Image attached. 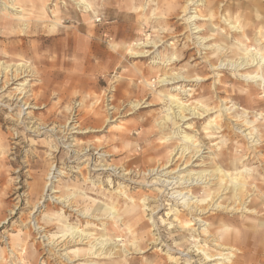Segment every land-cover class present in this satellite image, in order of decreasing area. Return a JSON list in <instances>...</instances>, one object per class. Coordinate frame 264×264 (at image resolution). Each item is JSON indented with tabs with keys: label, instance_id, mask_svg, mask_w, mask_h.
Returning <instances> with one entry per match:
<instances>
[{
	"label": "rangeland",
	"instance_id": "374dc122",
	"mask_svg": "<svg viewBox=\"0 0 264 264\" xmlns=\"http://www.w3.org/2000/svg\"><path fill=\"white\" fill-rule=\"evenodd\" d=\"M5 1L8 3L13 0H0V7L1 2L5 3ZM58 1L15 0L16 5H21L20 7L24 9L32 8V15L26 17L28 27L32 29L33 33L29 38L23 40V43L19 35L6 37L0 33V61L5 63L24 61L29 63L30 67L32 66L28 77L21 80L27 83L25 87L27 93L24 99L30 103V107L34 106L33 109L27 110L31 113L29 115L31 120L49 126L45 130L46 132L52 125H61L67 118L69 120L79 118L83 127L99 130L78 135L81 143H95L106 148L114 154L108 158L116 163L128 165L129 169L136 171L147 169L149 162L165 158L167 152V147L164 145L165 139L172 137L173 132L177 133V130H181L189 133L197 141L204 140L207 147L215 151L218 163L222 166L219 152L216 151L217 148H220L226 157V166L220 167V169L230 179H233L235 177L234 160L240 158L244 153L246 154V151L243 152L245 142L238 134L239 130L233 127L232 133L223 135L226 136L225 142L215 146L214 144L220 143L221 140L211 138L206 140L208 133L205 130L207 128L205 123L216 114L209 117L202 115L199 117L200 119L197 117L191 119L192 117L188 116L187 118L190 120L186 123L190 124L189 129H184L186 124L178 120L171 122L166 118L167 98L162 94L173 86H160L155 78L163 73L190 78H205L204 81L198 83H178L176 86L181 85L183 88L174 94H177L179 99L187 105H194L197 100H201L209 108L219 106L218 98H230L229 106H232V117L235 120L244 115L241 111L243 106L246 111L253 113L250 117L263 130L264 88L258 90V94L251 97V100L247 99L239 92L243 88L248 90L254 86L242 83L240 74L234 71H228V69L213 71L209 64L215 61L214 55L210 57L213 48L209 47L210 49L206 50V48L197 46L194 38L208 36V39H211L216 37L221 34L223 28L225 30L228 28L223 21L224 18H240L241 22L246 25L245 29L249 32L250 38L244 41V37L229 35V45L237 48L247 45L248 51L252 53L258 51L264 54V43L260 46V42H255L252 39L256 34L255 29L258 22L261 17H264V15H258L259 10L264 11V0H202L207 1L204 5L205 8L202 7L203 5L199 6L201 0H85L91 7L90 13L86 14H83V10L74 5L73 0H60V2H64V5ZM189 1L191 2L190 8L187 5ZM45 3L50 4L47 9L43 6ZM54 6H57L61 11L58 17H60L63 26L58 29L59 32H55L58 35L55 38V33L50 35L44 31L43 34L40 32L44 30V26H39L37 29L34 27L36 26L34 23L36 17H44L47 26L51 25L49 12L54 9ZM195 9H198L206 18L210 17L211 19L196 22V26L204 28L202 33L192 35L193 31L191 30V32L190 27L188 28L187 19L196 12ZM5 12L1 11L0 14H5ZM1 15L0 28L7 24ZM34 29L39 30V33L37 34ZM212 29L215 30V35L211 31ZM241 31L239 33H237L238 30L229 32L241 35ZM58 33L65 34L60 36L61 34ZM215 41L216 39L211 40L206 45H212ZM128 46H133L135 51L142 52V57L131 56L126 51ZM117 50L118 53H115ZM35 51L37 56L33 54ZM173 53L177 56V61L169 63L168 60ZM207 54H209L208 57ZM212 58L214 59L212 60ZM237 58H241V55L233 57L232 61ZM222 60L228 59L222 58ZM31 75L32 77H30ZM143 79L150 81L151 87H146ZM218 79L225 81L223 88L216 84L213 87L212 83ZM10 88L8 90L11 93L6 91L5 95L10 93L11 97H14L16 94ZM142 99L152 105L146 107L147 104H144L138 110H133L131 104ZM95 100L98 101L97 108L104 114L99 117L98 122L93 116H90L89 110V104ZM111 100L113 104L109 106ZM113 106V110H108ZM22 110L23 113L26 112L24 107ZM255 110L263 111L260 118L252 117ZM114 112V115H109ZM106 115L109 117L108 121L104 119ZM16 119L15 110L0 107V257L5 258V261H0V264H59L62 262V259L57 257L59 251L56 252L57 249L54 251L49 247L50 245H46L48 242L41 238L43 235H39L36 229H33V222L38 223L37 225L41 226V229H45L43 233H46L49 238L53 235L58 238V233L63 230V227L56 223L55 219L58 216L65 217L70 225L77 226L80 230L97 233L103 238L107 235L105 229L98 225L99 222L84 219L76 212L74 214L66 208L62 209L61 205L50 200L48 196L43 200L42 195L44 196L46 193L51 195L52 191H57L52 193V196L59 195V192L72 191L79 195L77 200L81 208L87 205L92 206L90 199H95V204L108 203L107 196L110 190L103 179L94 178L93 172L86 166L87 161L69 163L72 157L67 159L70 158V155L66 154V149L62 147V144L59 145L56 136L53 137L48 132L41 134L44 132L43 130L38 133L27 132L24 130V126L15 123ZM216 122L219 123L220 120L216 119ZM178 126L179 129H176ZM212 135L215 138L221 136V134ZM230 138L235 140L231 141ZM236 141L239 144L234 145ZM115 145L118 146L116 150L114 149ZM240 146L242 147L240 148ZM203 151L206 152L207 149ZM156 152L161 153L160 156H156ZM252 152L255 153L256 159L251 160V156H246V158L244 156L240 163L251 170V177L248 180L256 182L264 188V144L256 150L253 149ZM97 156L96 152H93V158ZM209 156L207 153L202 154L203 158H200V161L204 160L202 164L197 159L196 162L203 167L199 169L208 170L209 161L212 159V156ZM182 163L183 161L178 162L171 168ZM64 164L71 166L70 169L64 167L67 172L65 177L49 180L51 177L49 175L48 180L45 179L51 165L52 170L56 168L55 170L58 171ZM195 164L197 163H193V165ZM52 170L50 174H52ZM78 170L83 171L81 172L83 176L76 173ZM84 178H90V181L86 180L88 182L84 183L82 182ZM44 184L46 187L42 193ZM74 184L79 187L74 188ZM126 185L130 186L125 190L126 193L135 198L144 194L154 195L156 192L144 185L134 183H126ZM47 189L50 191H46ZM40 198L41 202L43 201L41 207L33 209ZM222 201L229 203L227 198ZM165 204L167 206L162 207L163 203L160 205L154 219L156 218L158 227H164L160 229L162 230L163 243L170 244L171 236H177L178 231L174 230L170 233L163 231L175 216V211H171L174 206L169 209L170 203ZM153 205L155 204H151L150 207ZM122 207L124 206L122 205ZM64 211L65 213H63ZM204 217L210 218V222L215 217L227 220L235 219L242 222L245 230H252L254 225V217L248 213L230 214L210 211ZM87 221L90 222L88 225H86ZM142 222L148 228L151 225L148 224L146 218H143ZM108 223L112 224L111 221ZM221 224L216 226L220 227ZM224 224L227 225V223ZM96 225L97 228L103 230L97 231L94 227ZM15 234L24 238L25 251L22 250L25 247L23 242L13 238ZM114 235H119L122 239L125 236L120 232H115ZM147 238H150L149 234H147ZM185 239H188V236ZM175 242L182 244L183 247L188 245L187 241H182L179 236L175 238ZM207 247L211 248L210 245ZM155 248V246H148L144 254H131L127 258L120 257L114 260H127L122 264H150L154 262L164 264L166 257L157 252ZM106 262L108 261L100 263ZM72 264H84V261H75Z\"/></svg>",
	"mask_w": 264,
	"mask_h": 264
},
{
	"label": "bare ground",
	"instance_id": "6f19581e",
	"mask_svg": "<svg viewBox=\"0 0 264 264\" xmlns=\"http://www.w3.org/2000/svg\"><path fill=\"white\" fill-rule=\"evenodd\" d=\"M73 1L75 3L74 5L83 10V14L90 13V4L85 0ZM58 2L64 5L63 1L60 2L59 0ZM205 3H207V1L201 0L199 6L203 5L202 7L205 8ZM190 4L191 2L189 1L187 3L189 8ZM49 5L50 4L46 3L43 4L46 9ZM20 6L21 5H16L15 0L8 3L6 1L5 3L1 2L2 8L0 7V13L1 11L6 12L5 14L0 15L3 17L2 19L7 22V24L0 28V33L6 37L19 35L22 42L23 40L29 38L30 34L33 33L32 29L28 27L26 17L32 15V8L29 10ZM195 11L196 12L193 15L190 14L191 16L187 19L188 28L190 27V31H193L192 35H197L200 32L202 33V29L204 28L203 26H196V22L208 21L211 19L210 17H208V19L206 16L202 15L198 9H195ZM60 12L61 11L58 10V7L54 6V9L49 12L51 14L49 21L51 25L47 26L44 21V17H36L37 19L34 22L36 26L34 27L37 29L39 26H44V30L40 31L42 34L43 31L44 33L50 35L56 31L59 32L58 29L63 27L61 25L60 17H58ZM258 15H264V11L259 10ZM223 21L228 28L226 30L223 28L220 35L212 37L211 39H208V36L200 38L196 37L194 40L197 46H201L204 49L206 48V50L213 48V52L210 54V57L211 55H214L215 59L212 58V60L214 59L215 61H211L212 63H209L210 68L213 71H223L224 69L234 71L235 73L240 74L243 81L242 83L245 82L254 86V88L248 90L243 88L239 92L240 94L246 96L247 99L251 100V97L258 94V90L264 88V54L259 53L258 51L257 53L254 52L255 54L248 51L249 49L247 45H244L243 48H237L229 45V35L233 37H244L245 41L250 38L248 35L249 32L245 29L246 25L241 22L240 18H224ZM236 30H238L237 33L242 30L241 35L229 32ZM34 31L37 34L39 33V30L34 29ZM211 31L214 32L215 35V30L212 29ZM255 31L256 34L252 37V39L255 40V42H260L261 46L264 43V17H261ZM55 37H58L57 33H55L54 38ZM214 39H216L214 44L206 45L209 41ZM126 51H128L133 57H142L141 55L143 54L142 52L135 51L133 46H128ZM227 51H229V53H227ZM115 53H118V50L115 51ZM33 54L37 56L36 51ZM208 55L209 54H207V57ZM238 55H241V58H237L232 61L233 57ZM222 58H227L228 60H222ZM176 61L177 56L173 53L170 55L168 62L174 63ZM38 62L41 64L39 60ZM28 64L29 63L24 61H18L16 63H5L4 61H0V107L8 110H15L17 115L15 123L19 126H24L25 131L38 133L43 130L44 132L41 134L48 132L53 137L56 136V140L59 145L62 144V147L66 149V154L70 155V158L67 159H71L72 157V160H70L69 163L75 164L76 162L82 163L87 161L86 166L91 172H93L94 178L97 180L103 179V182L108 184L107 186L110 190L107 196L108 203L95 204V199H90L93 205H87L81 208L80 204H78L79 201L77 200L79 195H76L72 191H68L67 193L59 192V195L54 196H52V193H56L57 191H52L50 193L51 195H47V193L44 196L42 195L43 200L46 196H48L50 200L56 201L57 204L61 205L62 209L66 208L68 211L73 213L76 212L78 216L84 219L99 222L98 225L105 229L104 231H106L107 235V237L103 238L102 236H98L97 233L80 230L77 226L70 225L65 217L58 216V218L55 219L56 223L61 225L63 230L58 233V238H55V235L49 238L46 233H43L45 229H41V226L37 225L38 223L33 222V229H36L39 235H43L41 238L48 242L46 245H50L49 247H51L54 251L57 249L56 252L59 251L57 257L62 259V262L59 264H65V262L66 264H72L75 263V261H84V264H122L127 262V260L122 259V261H115L114 259H118L120 257L127 258L131 254H144L147 251L145 249L148 246H155V250L166 257L164 264H264V188L256 184V182L249 181V177H251V170L240 163L244 156L245 158L246 156H251V160L256 159L257 157L255 153L252 152L253 149L256 150V148L262 147L264 144V128L261 130L256 124V121L252 120L250 117V115H253L252 112L246 111L241 105V111L244 115L242 118L235 120L232 117V106H229L231 103L230 98H218L217 102L219 106L216 108H209L204 105L201 100H197L194 105H187L179 99L177 94H174V92H179L183 88L181 85H176L184 82L198 83L204 81L205 78H190L177 74L169 75V73H163L157 76L155 79H157V83H159L160 86H173L168 88L167 91L162 94L167 98V119L171 122L173 120L183 122L186 124L184 129H189L188 127L191 126L186 123V121L190 120L187 118L188 116H191V119H193L194 117L199 118L202 115L209 117L210 115L216 114L215 117H210L209 121L205 123L207 127L205 130H207L208 133L206 140L210 138L214 140L219 139L221 140L220 143H216L214 145L223 144L226 137L223 135L225 133L229 134L233 131V127H235L239 130L238 134L241 135L240 137H242L245 142V145L243 146L244 150H242L243 152L246 151V154L244 153L240 158L234 160L235 169L233 171L235 172V177L230 179L220 169V167L226 166V157H224L225 153H223L220 148H217L216 151L218 150L219 152V157L223 164L222 166L218 163L215 151L207 147L204 140L202 142L197 141L189 133L177 130V133L173 132L172 137L165 139L164 145L167 147L166 157L159 158L155 162H149L148 168L145 170L136 171L135 169H129L128 165L116 163V161L108 158L114 154H112L111 151L106 150V148H103L95 143H81L78 135L99 130L83 127V123L79 118L74 120H69L67 118L61 125H52L46 132L45 130L49 128V126H44L32 121L29 116L31 113L27 110L33 109L34 106L30 107V103L24 99L27 93L25 90L27 83L21 81L27 78L28 74H30L32 66L30 67ZM30 77H32V75ZM143 80L146 87H151L150 81L145 79ZM212 84L213 87H215L214 84H216L221 85L223 88L225 81L218 79ZM9 88L16 94L14 95V97L16 96L15 98L11 97V92L8 90ZM224 90L228 92V90ZM6 91L10 93L5 95ZM97 103L98 101L95 100L89 104V110L91 112L90 116H93L96 122L99 121V117L104 116L102 110L97 108ZM112 104L111 100L109 106H112ZM144 104H147L145 105L146 107L152 105L149 102H146L145 99H142L134 101L131 106L132 109L136 111ZM79 105H81V103H79ZM23 107L24 111H26L25 113L22 112ZM113 109L114 106L108 108L110 111ZM115 112L117 113V111ZM115 112L109 115H114ZM254 113L255 114L252 117L260 118L263 111L260 112L255 110ZM108 118L109 117L106 115L104 118L105 121H108ZM211 118L214 119L212 120ZM216 119H219L220 122L217 123ZM177 128L179 129V126L176 127V129ZM212 134H221V136L215 138ZM231 137L233 136L231 135ZM229 140H231V138ZM234 140L235 139L233 138L231 141ZM235 143L236 144L234 145L239 144L238 141ZM117 147L118 146L115 145L114 149L116 150ZM241 147L242 146H240V148ZM204 149H207V151L204 152ZM93 152H96L98 155L96 158H93ZM203 153H207L212 156V159L209 161L208 170L199 169L203 168L201 164L204 163V160L200 161V158H203ZM240 153L242 152L240 151ZM160 154L161 153L159 152L155 153L156 156H160ZM197 159H199L198 162L200 161L201 164L196 162ZM182 161V164L177 165L173 169L171 168L176 163ZM193 163L197 164L193 165ZM66 165L67 164L62 165L59 170L57 169L58 171L55 170L56 168L52 170L51 165V167L47 170L45 179L48 180L47 177L49 175H51L49 180L57 177H65L67 172L64 167ZM66 167L69 169L71 168V166ZM51 170L53 171L52 174H50ZM81 172L83 171L78 170L76 173L83 176V173ZM86 180L90 181V178H84L82 179V182H88ZM146 180L147 182H144ZM126 183L144 185L147 188H152V190L156 192H154V195L144 194L139 198H135L134 196H130L126 193L125 190L128 189V187L130 188V186L126 185ZM73 186L74 188L79 187L75 184ZM45 187L46 184H44L42 193ZM46 191L50 190L47 189ZM200 192L201 195L199 196ZM224 197L227 198L229 203H224V201H222L225 199ZM42 199L40 198V200L34 205L33 209L41 207V204L43 203V201L41 202ZM218 200H220V202H218ZM167 202L170 203L168 206L169 209L170 207L172 208V206L177 207L178 209L174 207L172 208L171 211H175V216L172 217V221L165 226L166 228L163 231H168L169 233L174 230L178 231L177 236H179L182 241H187L188 243V245L184 247L182 244L175 242V238L177 236H171V239L169 240L170 244L163 243L162 241V230L160 229L164 227L157 226L154 215L157 214L159 207H161L160 205L163 203L162 207L167 206L165 204ZM151 204L155 205L150 207ZM122 205L124 207H122ZM210 211H220L221 213L230 214L248 213L254 217V225L252 224L253 228L252 230H245L243 229L242 222L235 219L227 220L225 218L219 219L218 217H215L212 218L213 221L210 222V218L207 219L204 217ZM35 212H37V210H35ZM59 212L61 213V211ZM63 213H65V211ZM143 218H146L148 224H151L149 228L142 222ZM108 221H111L112 224H109ZM89 223L90 222L87 221L86 225ZM220 223L222 224L218 227ZM224 223H227V225ZM2 224H4V222H2ZM35 226L38 227L35 228ZM94 227H96L97 231L103 230L99 227L97 228V225ZM133 227L134 229H132ZM115 232L125 234L124 239H122L119 235H114ZM147 234L150 235V238H147ZM186 236H188V239H185ZM13 238L23 242L25 247L22 250L25 251L26 244L24 242V238L18 234H15ZM83 241H85V243H82ZM206 244L210 245L211 248L207 247ZM0 261H5V258L0 257ZM101 261L108 262L100 263ZM150 264H159V262Z\"/></svg>",
	"mask_w": 264,
	"mask_h": 264
}]
</instances>
